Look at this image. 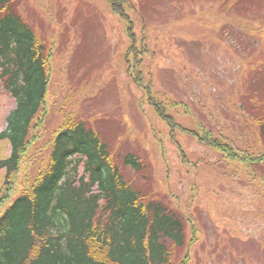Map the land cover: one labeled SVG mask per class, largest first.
I'll return each instance as SVG.
<instances>
[{"label":"rangeland","instance_id":"1","mask_svg":"<svg viewBox=\"0 0 264 264\" xmlns=\"http://www.w3.org/2000/svg\"><path fill=\"white\" fill-rule=\"evenodd\" d=\"M18 1L35 33L55 49L46 137L73 113L100 133L115 157L132 150L142 156L146 179L138 183L153 179L158 195L195 223L188 264H264V192L258 187L264 166L248 173L177 131L192 163L181 161L168 127L142 102L127 71L128 23L107 0ZM138 1L132 10L142 14L127 11L150 49L143 78L160 97L182 104L172 111L178 123L242 149L264 150V0H251L243 13L225 0H143L140 9ZM15 107L0 88V133ZM10 153L0 140V158Z\"/></svg>","mask_w":264,"mask_h":264},{"label":"trees","instance_id":"2","mask_svg":"<svg viewBox=\"0 0 264 264\" xmlns=\"http://www.w3.org/2000/svg\"><path fill=\"white\" fill-rule=\"evenodd\" d=\"M107 1L128 23L129 71L142 102L168 127L181 161L192 163L177 131L213 147L248 173L264 166V150L242 149L204 128L178 123L172 111L182 104L160 97L143 78L150 49L127 11L136 7L134 0ZM225 1L243 13L251 0ZM139 4L140 9L145 3ZM19 5L0 0V88L16 101L0 133V140L11 146V153L0 158V264H188L195 223L158 195L153 179L144 187L138 183L146 179L142 156L132 150L115 157L100 133L73 113L65 114L46 137L53 50ZM258 187L264 192V179Z\"/></svg>","mask_w":264,"mask_h":264}]
</instances>
